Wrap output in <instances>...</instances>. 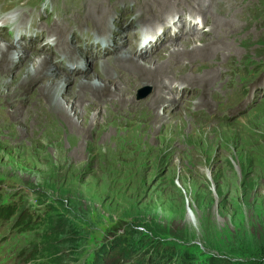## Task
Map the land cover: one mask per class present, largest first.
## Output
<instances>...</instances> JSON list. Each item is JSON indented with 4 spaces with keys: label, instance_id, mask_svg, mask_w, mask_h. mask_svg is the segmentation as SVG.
<instances>
[{
    "label": "rangeland",
    "instance_id": "374dc122",
    "mask_svg": "<svg viewBox=\"0 0 264 264\" xmlns=\"http://www.w3.org/2000/svg\"><path fill=\"white\" fill-rule=\"evenodd\" d=\"M24 12L48 29L63 21L88 35L100 28L86 14H104L108 49L87 52L76 38L87 69L67 75L58 67L56 78H74L70 91L76 78L96 77L129 49L146 52L163 71L125 99L112 95L120 77L109 85L111 96L71 91L68 120L57 105L63 98L43 91L42 77L21 84L22 65L0 76V207L19 209L10 219L0 214V264H25L24 253L56 215L79 233L66 264L263 258L264 0H0L11 35ZM9 32L0 28L1 43L11 45ZM197 38L207 42L182 45ZM22 41L25 47L11 49L26 52L29 65L42 57L64 62L41 39ZM145 89L150 94L139 98ZM158 93L166 103L159 120L150 109ZM123 241L131 244L128 258L118 252Z\"/></svg>",
    "mask_w": 264,
    "mask_h": 264
},
{
    "label": "bare ground",
    "instance_id": "6f19581e",
    "mask_svg": "<svg viewBox=\"0 0 264 264\" xmlns=\"http://www.w3.org/2000/svg\"><path fill=\"white\" fill-rule=\"evenodd\" d=\"M195 3H197V1H195ZM203 8H206V5L203 6ZM208 9L206 11H204L205 16H208V15L210 16V14H211ZM212 12H213V10H212ZM104 17H105L104 14H100L98 18H92L91 19V18H89L88 14H86V18L90 21H93V25L98 27V28H103L105 26V23H104L105 18ZM210 17H213V15H211ZM4 22H6L5 18H4ZM105 22H106V20H105ZM206 22L208 23L209 21H206ZM217 25H218V22H216L214 24L213 29ZM196 30L197 29H195V28L193 29V31H196ZM116 33H119V32L116 31L113 34H116ZM217 35L220 36V34H217ZM221 37L224 38L225 36H221ZM38 39H41V41H43L42 37H39ZM198 41H200V40L199 39L198 40L193 39L190 42L182 43V45L184 47H186L187 45L193 46V44H196V42H198ZM200 42L205 43L207 41L203 38L202 41H200ZM26 44H27V42L25 43L24 41L21 40L19 43L13 44V46L19 45L21 48V47H25ZM11 45L3 44L0 42V74H1L0 76H3V77L8 76V74L9 75L11 74L10 69H12V67H14V66L18 67L19 65H22L24 68L23 75L25 77L22 80H20V81H23L21 84L26 83L27 81L33 82V81L37 80L38 78L42 77V80L45 81L43 84L44 85L43 91L45 90L46 93L48 92V94H50L53 97H55L57 95V96H61L63 98V102L58 100L59 104H57V103L56 104L58 105L60 110L63 112V115H65V117H66V114H67V116L71 115V114H68L67 111H65V104L64 103H66V101H67L66 99H67L68 95L70 94V92L71 91L73 92L75 89H77L79 92H82L84 90H90V91L92 90V91H96L98 94H99V92L110 93V86L109 85H111V83L113 81H115V79L117 77H120L122 80V84H120L121 90L116 91L112 95H114L115 97L117 96L119 98H120V96L121 97L124 96V99H125V96L131 97L129 94L134 92L133 90H134L136 85L150 84V82L154 81L153 79H157V77H160V75H162L161 72L163 71L162 70L163 64H156L151 59L150 60L147 59L148 61L145 60L146 58H144V57H146L147 55L149 56V54H147L146 52H141V51L137 52L135 49H129L124 53L122 52L117 58L113 59L108 65L103 67V69L100 71V73H96L97 74L96 77L95 76H83L81 78L80 77L76 78V82L72 86L73 90L71 89V91H70L68 86L72 81H74V78H56V76L58 75V67H59V70L61 71V73H65L67 75L68 74H74L78 71H81V69H87V63L89 61L87 62V60H84V59L81 60L82 63H84L86 66H82V67L81 66H69V65H66L62 61H60L58 63L56 62L57 64H55V62L52 59H50L48 57H42V58H40L39 61L31 62V64L29 65L27 63V57L25 56L26 52L25 53L20 52V53L14 54L12 49H11ZM207 45H208V43H207ZM77 47H79L78 44H77ZM176 47H177V45H176ZM223 47H225V46L223 45ZM68 48L70 50H74V47L71 46L69 43H68ZM195 48L196 49H194V50H199L197 47H195ZM200 48H202V47H200ZM89 49H90V47H88V50ZM223 49L225 50V48H223ZM186 50H188V48H186ZM77 52H79L83 55L80 48L77 49ZM87 52H90V51H87ZM182 52L184 53L186 51L183 50ZM175 54H182V53H180V50H178L177 52H175ZM136 56L143 57L144 59H142V61H140V60L135 58ZM88 59L91 61L92 57L88 56ZM14 60H16L15 63H13ZM163 62L167 63V60L163 61ZM58 64H59V66H58ZM113 66H120L122 68V71L120 73H119V71L118 72L111 71L110 68ZM166 69L167 68H165V70ZM102 74L109 77V80L107 81V83L104 82V80L102 81V79H101ZM20 78H22V77H20ZM124 79H125V81L129 82L128 85L124 86V82H125ZM106 80H107V78H106ZM144 81H147V82H144ZM28 83H30V82H28ZM151 86L153 87V85H151ZM167 86L168 85H166V84L163 85L162 90H166ZM154 89H155V87H153V91L155 93ZM162 90H160V91L163 92ZM50 95H48V96H50ZM110 96H111V93H110ZM156 97H158V99L156 101L152 102V105L150 107V109L152 111L151 117H154V118L159 120L161 115L158 111V108L160 109V107L161 108L164 107L166 105V103L161 101L160 93H158L156 95ZM77 99L75 97L74 101H72V102L70 101L71 103H73V109L74 110L78 109L80 107L79 102H81L83 100V97L80 96V98L78 99V103L76 101ZM175 106L172 105L171 108L174 107V109H175ZM55 110H57V109H55ZM75 115L80 118V115L77 112ZM164 115H166V114L164 113ZM171 115L172 114L167 113V116H171ZM66 120H68L67 117H66Z\"/></svg>",
    "mask_w": 264,
    "mask_h": 264
},
{
    "label": "trees",
    "instance_id": "16d2710c",
    "mask_svg": "<svg viewBox=\"0 0 264 264\" xmlns=\"http://www.w3.org/2000/svg\"><path fill=\"white\" fill-rule=\"evenodd\" d=\"M19 212L18 208L0 207V214H5L6 219H10ZM21 217V216H20ZM26 224V223H25ZM24 224V225H25ZM79 245V233L75 229L74 224L68 221L63 215L49 217L42 233L39 235L38 242L32 245V249L24 253V263H32L41 261L40 264H66L69 255H74ZM145 246L148 247V244ZM130 243L122 242L119 246V254L128 258ZM153 251V249L149 250ZM183 256L181 255V258ZM183 259V258H182ZM176 260V259H175ZM183 263L193 264L191 260L184 259ZM211 264H232L228 260L218 259ZM234 264H264V257L259 259H251L245 262H237Z\"/></svg>",
    "mask_w": 264,
    "mask_h": 264
},
{
    "label": "water",
    "instance_id": "95a60500",
    "mask_svg": "<svg viewBox=\"0 0 264 264\" xmlns=\"http://www.w3.org/2000/svg\"><path fill=\"white\" fill-rule=\"evenodd\" d=\"M146 90H147V89L142 90V91L140 92L139 98H142L143 96H145V91H146Z\"/></svg>",
    "mask_w": 264,
    "mask_h": 264
}]
</instances>
